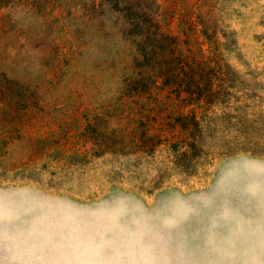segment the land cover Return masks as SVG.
Returning a JSON list of instances; mask_svg holds the SVG:
<instances>
[{
	"label": "rangeland",
	"instance_id": "374dc122",
	"mask_svg": "<svg viewBox=\"0 0 264 264\" xmlns=\"http://www.w3.org/2000/svg\"><path fill=\"white\" fill-rule=\"evenodd\" d=\"M0 2V264H264V0Z\"/></svg>",
	"mask_w": 264,
	"mask_h": 264
},
{
	"label": "trees",
	"instance_id": "16d2710c",
	"mask_svg": "<svg viewBox=\"0 0 264 264\" xmlns=\"http://www.w3.org/2000/svg\"><path fill=\"white\" fill-rule=\"evenodd\" d=\"M4 5V2H0V6H3ZM166 37L169 38V36L166 35ZM171 38V37H170ZM210 85H212V81L210 80Z\"/></svg>",
	"mask_w": 264,
	"mask_h": 264
}]
</instances>
